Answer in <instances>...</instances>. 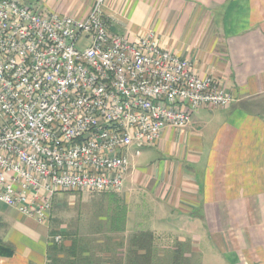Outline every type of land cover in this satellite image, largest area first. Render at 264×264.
<instances>
[{
    "label": "crops",
    "instance_id": "crops-1",
    "mask_svg": "<svg viewBox=\"0 0 264 264\" xmlns=\"http://www.w3.org/2000/svg\"><path fill=\"white\" fill-rule=\"evenodd\" d=\"M94 3L37 0L29 6L84 19ZM103 13L112 33L134 41L152 32L232 96L226 107L203 106L186 127H167L159 141L131 154L120 192L124 231L187 241L185 249L172 248L184 249L188 264H197L195 257L208 264H264V0H105ZM145 207L156 218L179 222L162 235L146 226ZM51 229L48 220L0 201V264H49Z\"/></svg>",
    "mask_w": 264,
    "mask_h": 264
},
{
    "label": "built area",
    "instance_id": "built-area-1",
    "mask_svg": "<svg viewBox=\"0 0 264 264\" xmlns=\"http://www.w3.org/2000/svg\"><path fill=\"white\" fill-rule=\"evenodd\" d=\"M104 3L79 19L0 0V201L39 222L57 193H120L132 153L232 101L152 32L112 33Z\"/></svg>",
    "mask_w": 264,
    "mask_h": 264
},
{
    "label": "rangeland",
    "instance_id": "rangeland-1",
    "mask_svg": "<svg viewBox=\"0 0 264 264\" xmlns=\"http://www.w3.org/2000/svg\"><path fill=\"white\" fill-rule=\"evenodd\" d=\"M22 1L29 5L34 4V1L37 0ZM125 206V196L115 192L63 191L57 193L52 201V209L48 218V222L52 225L51 233L56 231V235L62 236V239L57 242L60 244L64 240L69 244L68 237L78 235L83 239V243L88 244L91 255L95 258L97 256L102 258L101 264H116L110 260L119 253L128 251L130 239L134 235V232L112 229V219L125 209ZM153 210L145 207L143 219L147 221L146 226L162 229L161 231H164L162 235H166V231L169 233L168 224L170 222L175 224L179 222H174L175 219L169 216L156 218ZM165 227L168 230H164ZM157 231L160 232V230ZM66 233H68L67 236ZM167 236L163 240H154L158 255L155 256L153 264H188V259L182 256V251L188 246L187 241L181 245L178 240L168 239ZM52 239L51 237L50 240L52 241ZM180 245L184 246L183 250L172 248L180 247ZM201 246L208 250L210 241L204 240ZM174 253H178V255H174ZM195 258L197 264H208L207 261L200 262V258ZM62 259H65V256ZM212 264L219 263L213 262Z\"/></svg>",
    "mask_w": 264,
    "mask_h": 264
},
{
    "label": "trees",
    "instance_id": "trees-1",
    "mask_svg": "<svg viewBox=\"0 0 264 264\" xmlns=\"http://www.w3.org/2000/svg\"><path fill=\"white\" fill-rule=\"evenodd\" d=\"M125 212L126 209L121 210L112 219L113 230L124 231ZM56 234V231L51 233L53 239L48 248L50 254L49 264H101L100 260L102 258L100 256L95 258L91 255L88 244L83 243V239L78 235L68 237L69 244L65 240L60 244L55 241ZM129 244L126 253H119L120 255L117 253L118 255L110 261H114L116 264H153L158 252L154 244V237L150 232L135 233ZM174 255L178 254L174 253ZM63 256H65V259H62Z\"/></svg>",
    "mask_w": 264,
    "mask_h": 264
}]
</instances>
